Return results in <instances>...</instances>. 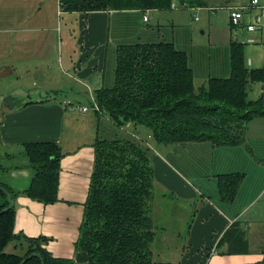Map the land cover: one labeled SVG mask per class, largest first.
Returning a JSON list of instances; mask_svg holds the SVG:
<instances>
[{
	"label": "crops",
	"instance_id": "crops-1",
	"mask_svg": "<svg viewBox=\"0 0 264 264\" xmlns=\"http://www.w3.org/2000/svg\"><path fill=\"white\" fill-rule=\"evenodd\" d=\"M242 2L244 0H231L224 4L226 8L264 10V0L260 7L258 2L255 7L250 1L249 5ZM175 3L184 5L183 10H190L195 22L197 14L206 9L196 0H174L172 4ZM59 8V0H0V183L17 195L11 206L14 234L29 239L46 237L50 242L44 248L54 259L87 264L85 255L78 253L74 246L94 168L92 147L97 137L115 138H104L100 130L101 115L88 108L91 100L96 101L94 92L113 87L117 48L163 42L172 44L176 50L182 48L172 37L166 39L160 35L164 25L157 20L149 32L144 31L150 23L148 14L160 11L69 14ZM171 11L170 8L164 10ZM145 16L148 17L146 23L142 21ZM65 17L69 19V27L63 24ZM254 17L255 25L251 22L247 25L254 29L248 31L245 27L246 43L258 46L244 48L238 44L242 46L247 69L262 70L264 12L259 14L262 21ZM234 27L237 26L232 27L229 22L228 31ZM230 38L227 36L221 44L224 47L220 53L222 58H219V50L214 51L218 61L215 70L207 58L201 59L198 55L196 59L193 54L192 60L189 58L197 88L210 78H229V45L237 41ZM76 53L78 60L74 63ZM66 88L74 95L73 102L59 99ZM248 88L247 101L264 103V83H251ZM80 95L84 97L80 99ZM84 98L86 103L88 99L87 107L80 102ZM82 107L88 110L82 111ZM116 129H128V132L132 129L129 135L133 137L119 140L128 139L148 150L154 184L151 218L155 235L150 257L153 263L262 264L264 117L251 119L243 128L242 141L233 146H213L208 142L181 144L199 151L195 154H172V147L180 144L162 145L150 134L145 141L140 128L129 122ZM40 144L54 145L61 154L57 201L50 205L21 195L35 177L25 148ZM215 150L217 154L212 153ZM228 174H240L242 178L232 201L223 202L217 178ZM4 203L5 198L0 195V207ZM184 212L187 220L174 217ZM170 221L172 223L166 226ZM236 224L246 243V251L241 254L228 253V247L221 243L229 228ZM170 226L177 241L171 245L167 232ZM13 248L14 244H10L4 249H8L7 254H17L19 251Z\"/></svg>",
	"mask_w": 264,
	"mask_h": 264
},
{
	"label": "trees",
	"instance_id": "trees-1",
	"mask_svg": "<svg viewBox=\"0 0 264 264\" xmlns=\"http://www.w3.org/2000/svg\"><path fill=\"white\" fill-rule=\"evenodd\" d=\"M173 1L59 0V9L69 14L168 11ZM229 47V78H210L198 88L187 55L168 42L117 48L113 87L94 92L99 114L105 113L117 127L128 122L133 127L143 126L162 145H236L242 141L246 124L254 117H264L263 102L247 101L249 85L264 83V68L247 69L242 46L233 41ZM92 148L94 168L74 249L85 255L87 264H162L150 260L155 232L151 218L153 169L148 150L128 139L98 137ZM25 149L35 177L21 195L42 205L55 203L61 154L54 145H27ZM241 178L240 174L217 178L221 201H232ZM0 186L13 203L17 195ZM0 195L5 198L1 190ZM7 205L5 198L0 211ZM13 220L12 207L0 217V264H18L32 253L40 255L43 264H73L49 254L44 248L48 238L14 234ZM236 227L229 228L221 241L231 254L246 251L243 234ZM10 244H14V251L17 248V254L3 251ZM39 261L32 257L25 264Z\"/></svg>",
	"mask_w": 264,
	"mask_h": 264
},
{
	"label": "rangeland",
	"instance_id": "rangeland-1",
	"mask_svg": "<svg viewBox=\"0 0 264 264\" xmlns=\"http://www.w3.org/2000/svg\"><path fill=\"white\" fill-rule=\"evenodd\" d=\"M196 1L206 7V9H204L203 11H200L197 14V17H196L198 20L197 22L191 19L193 13L190 10H187V9L183 10L181 8L176 7L175 10H172L170 13L164 12V10H162L157 14H153V13L148 14L150 16L149 18L150 23L148 24L147 27L144 28L145 29L144 31L146 33L149 32L152 26H154L156 22L155 20H157L160 23V25H164V27H162L161 29V32H159L160 35L164 36V38L166 39L167 38L170 39L171 37L175 39V44L179 46L180 48H182L183 50H185L183 52L187 55L188 59L190 58L192 60V54L194 55V58H196L198 55L201 59L207 58L208 60H210V65L212 66L213 70H215L216 65L218 63V61L215 60L216 56H215L214 51L219 50L218 54L221 53L222 48H224L221 44H223L222 42L225 39H227V36L228 38L230 36L231 37L230 39H232V41L235 40L236 38L238 43L242 44L244 48H248V46H253L251 44L246 43V40H247L246 37L248 33L245 32V27L248 25L249 22H251L254 26L255 25L254 16L259 17V14L261 12H264V10H261L259 12L256 10H251L250 8L247 7L245 12H243L244 13L243 16H241L242 18L241 23H242L243 28L242 26L238 28L234 27L232 30L230 29L231 31H228L229 30V18H228V12L226 11V6L224 3L228 4L229 2H231V0H196ZM233 1L234 0H232V2ZM249 1L251 0H244V2L242 3L249 5L248 4ZM262 1L263 0H256V2L259 3V7L260 5H262L261 3ZM176 3L174 5L185 7L184 5L176 4ZM212 11H215V12H212ZM259 18H260V21H262V18L261 17ZM64 23L68 27L70 26L68 25L69 19L67 17H65L63 24ZM188 28H190L191 31H189ZM259 29L260 27L256 28V31L259 32L258 31ZM146 33H144L145 36H146ZM188 35H191V38L188 39ZM257 46L258 45H254L253 47L256 48ZM211 51H212V54H210ZM219 58H222L221 54ZM219 58L217 60H220ZM77 60H78V55L76 53L75 58H74V63H77ZM206 71H208V68ZM68 91L69 89L66 88L65 92L61 94V98L59 99H62L65 102H67V100H71V102H73L74 95L69 93ZM253 95L254 94L252 93L251 96ZM79 97L81 99L84 96L80 95ZM85 100L86 99L84 98V100H81L80 102H84L86 104L85 106L87 107L88 99H87V103L85 102ZM100 117H101L100 119H105L109 121L108 120L109 118L107 117L105 113L101 114ZM100 119L99 121L102 123L100 130L104 138L111 139L115 137L116 139H122L125 137L132 136L131 134L129 135V133L133 132L132 129L129 132H128V129L117 130L116 128L118 127H116L112 121H109L111 123V125L109 126V122H103ZM138 127L141 130L140 134L143 135L144 140L146 141L147 136L150 134L149 130L143 128V126H138ZM187 148L189 147H185V145L172 147L171 153L172 154H181V153L195 154L199 152V151H192ZM215 152L216 150L213 151L212 153L217 154ZM202 171H205V170H202ZM174 204L175 206L178 205L177 203H174ZM185 214H186L185 212L178 213L177 216H174V217L176 219H181L184 221L188 219L187 214L186 215ZM171 223L172 221H170L169 223H166L165 225L169 226ZM167 232L169 234L168 236L169 244L170 245L176 244L177 243V241H175L176 236H175V233L172 231L171 226L167 230ZM182 243H184V239L182 240L181 244ZM6 250L8 249H4L3 251L5 252Z\"/></svg>",
	"mask_w": 264,
	"mask_h": 264
},
{
	"label": "built area",
	"instance_id": "built-area-1",
	"mask_svg": "<svg viewBox=\"0 0 264 264\" xmlns=\"http://www.w3.org/2000/svg\"><path fill=\"white\" fill-rule=\"evenodd\" d=\"M249 3L251 4L252 7H255L258 4L256 2V0H251ZM169 7H170L171 10H175L176 7L181 8V9H185V7H181V6H177V5L175 6L173 4H171ZM244 10L245 9L243 7L238 8L237 6H232L230 8H226V11L229 14V16H228L229 22H230L232 27L233 26H237L238 27L240 25V22H241V19H242L241 16H243V11ZM193 19L195 20V17H193ZM142 21L144 23H146L147 16H145L142 19ZM253 29H254V27H252L251 25L247 26V30L248 31H250V30L252 31ZM97 104L98 103L96 101L91 100V104L88 106V108H90L93 112L99 113L100 109L98 108ZM88 108L82 107V111H87Z\"/></svg>",
	"mask_w": 264,
	"mask_h": 264
},
{
	"label": "water",
	"instance_id": "water-1",
	"mask_svg": "<svg viewBox=\"0 0 264 264\" xmlns=\"http://www.w3.org/2000/svg\"><path fill=\"white\" fill-rule=\"evenodd\" d=\"M0 190L2 191V194L5 196L6 201H7V204H8L5 208H2V209H1V211H0V217H1L2 214H4V213L6 214V213H8V212L11 210V206L13 205V203H12V200H11V198L9 197V195H7V194L4 192V190L1 188V186H0ZM32 257L37 258L38 260H40L39 263H40V264H43V263L41 262L42 259H41L40 255L35 254V253H32L30 256H28L27 258H25L22 262H19L18 264H25L26 262H28L29 260H31Z\"/></svg>",
	"mask_w": 264,
	"mask_h": 264
}]
</instances>
